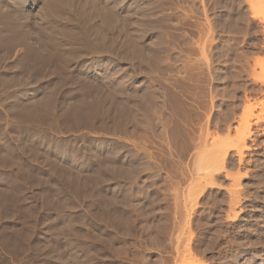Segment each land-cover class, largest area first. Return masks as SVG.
Masks as SVG:
<instances>
[{
	"label": "rangeland",
	"instance_id": "1",
	"mask_svg": "<svg viewBox=\"0 0 264 264\" xmlns=\"http://www.w3.org/2000/svg\"><path fill=\"white\" fill-rule=\"evenodd\" d=\"M85 1L0 0V264H264V0Z\"/></svg>",
	"mask_w": 264,
	"mask_h": 264
},
{
	"label": "bare ground",
	"instance_id": "2",
	"mask_svg": "<svg viewBox=\"0 0 264 264\" xmlns=\"http://www.w3.org/2000/svg\"><path fill=\"white\" fill-rule=\"evenodd\" d=\"M88 1H89V0H86L85 3H86V2L88 3ZM90 1H92V0H90ZM90 1H89V2H90ZM100 1H101V0H93V1L90 2V3H91V5H92V3L96 5V4H98V3L100 4ZM59 2H60V0H48V5L51 6V4H53V5H52V7H53L55 4H56V5H57V4H60ZM118 2H119V1H118ZM82 3H83V1H82ZM82 3L80 4V2H79L80 5H84V6H80V7L83 8V7H85V4H84V3L82 4ZM87 3H86V5H87ZM79 4H78V5H79ZM99 4H98V5H99ZM116 4H117V2H116L114 5H116ZM95 5H92V8H91V9H95V10H93V11H94V13H95V15H96L97 13H96L95 11H96V7H97L98 5H97V6H95ZM60 6H61V5H60ZM63 6H64V11H65V9H66L67 7L69 8V6H68V5L66 6L65 3H64ZM63 6H62V7H63ZM75 6H76V5H75ZM94 6H95V8H93ZM117 6H118V5H117ZM117 6H116V8H117ZM54 7H55V6H54ZM57 7H59V6L57 5ZM62 7H61V8H62ZM87 7H89L88 9H90L91 6H88V5H87ZM87 7H85V9H86ZM99 7H101V6L99 5ZM99 7H98V9H97V10L99 11L98 14L96 15L97 17H99L98 15H100V11H101V10L99 9ZM103 7H104V6H103ZM68 8H67V9H68ZM114 8H115V6H114ZM114 8H113V6L110 7V5H109V7L106 8L105 13H101L104 17H101V16L99 17L100 19H101V18L103 19V20H102V21H103V25H104L105 21L108 20V21H106V23L109 24L108 26H106L107 29H108L109 27L112 28V27H113V26H112L113 22H115V21L117 20V17H116V16H117V12L114 10ZM76 9H79V10H78V12L80 11L79 13H82V12H84V10H85V9L83 8V11L81 12L80 8L77 7ZM104 9H105V8H104ZM104 9L102 8V11H103ZM68 10H71V9H68ZM68 10H66L67 13H68ZM72 10H73V9H72ZM116 10H117V9H116ZM74 11H76V10H74ZM85 11H86V10H85ZM102 11H101V12H102ZM78 12H77V13H78ZM88 12L91 14V16L93 15V13L91 12V10H90V11L88 10ZM88 12H87V14H88ZM103 12H104V11H103ZM65 13H66V12H65ZM70 13H71V11H70ZM84 13H86V12H84ZM84 13H82V15H83ZM68 14H69V13H68ZM90 14H89V15H90ZM85 15H86V14H85ZM85 15H84V16H85ZM95 15H94L93 17H95ZM68 17L71 18V19H73L72 14H69ZM86 17H87V15H86ZM88 17H89V16H88ZM97 17H96V18H97ZM114 17H115V18H114ZM104 18H105L106 20H104ZM113 18L116 19V20L114 21ZM71 19H69V21H71ZM112 19H113V21H112ZM100 21H101V20H100ZM102 21H101V22H102ZM106 23H105V24H106ZM115 23H116V22H115ZM91 24H94V25L92 26V29H91V27L89 26L90 29H91V31H93V32H94V31H95V32L98 31V32H99V33H97V34L94 32V33H95L94 35H96V37H95V39H96V40H95V43H93V41H91V40H92L91 38L88 39V36H89L92 32L89 33V35H88V34H87L88 32L84 31V33H83V34L81 35V37H80V40H81V46L79 47V49H78V48L75 49V50H77V52H79V50H81V49H85V48H87L86 51H89V49H91V51H95V52L97 51V52H100V51L104 50L105 48H107V46H106L107 43L105 44V41H106L105 38H106V37L103 38V39H101L102 36L104 35V32H105L104 30H105V29H103V32H102V31L100 32V31H99V29H100V26H99L100 23L95 22V23H91ZM101 29H102V27H101ZM87 31H88V29H87ZM102 33H103V35H101ZM98 34H100V36H97ZM87 35H88V36H87ZM104 36H105V35H104ZM89 37H90V36H89ZM99 37H100V38H99ZM42 39H43V37H42ZM104 39H105V40H104ZM44 40H45V38H44ZM44 40H43V44H42V46H44V42L47 40V37H46V40H45V41H44ZM90 41H91V42H90ZM48 43H49V42H48ZM48 43L46 42V45H45V46H48V45H47ZM40 44H41V42H40ZM45 46H44V47H45ZM32 47H33L32 45H30V46L27 45V52H28V55H27V56H32L33 59H34V61H35V60L40 61L41 59H42V60L44 59V61H47V60H49V56H52V53L50 52V53H47L48 55H45V56H47V57H43L44 54L41 53L40 50H39L40 53H38V52L35 50L36 48L34 47L35 49H33ZM37 50H38V49H37ZM70 50H71V49H70ZM72 50L74 51V49H72ZM73 51H71V52H72V55H71V56H79V54L76 53V51H75V53H73ZM71 52L68 51V53H71ZM38 59H40V60H38ZM88 84H89V86H92V85H93V84H91V83H88ZM88 84H87V86H88ZM94 85H95V84H94ZM87 86H86V87H87ZM96 86H98V85H96ZM93 87H94V86H92L91 89H93ZM94 88H95V87H94ZM78 105H79V104H78ZM85 105H86V104H85ZM89 105H90V104H89ZM91 105H92V104H91ZM91 105H90V107H91ZM76 106H77V105H76ZM83 106H84V105H83ZM81 107H82V105H81ZM85 107H86V106H85ZM121 107H122V106H121ZM88 108H89V107H88ZM125 108L128 109L129 107H128V108H127V107H124V108H122V110L125 109ZM75 109H76V108H75ZM88 110H89V109H88ZM122 110H119V111L121 112ZM84 111H87V109H86V110L83 109L82 112L84 113ZM89 111H90V110H89ZM124 111L126 112L127 110H124ZM124 111H122L121 113H123ZM76 112H77V111H76ZM120 112H118V113L120 114ZM77 113H78V112H77ZM79 114H80V112H79ZM79 114H78V115H79ZM84 114H86V113H84ZM88 114H89V112H88ZM119 114H118V115H119ZM78 115H77V116H78ZM80 115H81V114H80ZM86 115H87V114H86ZM91 115H92V114H90V116H91ZM124 115H126V114L123 113V115H122L121 117H123ZM87 116H88V115H87ZM90 116H89V117H90ZM84 117H85V116H84ZM92 117H93V116H92ZM80 118H81V117H80ZM83 119H88V120H89V118H87V117H85V118H83ZM91 119H92V118H91ZM91 119H90V120H91ZM248 125H249V124H247V133L250 134L251 131L249 130V128H248L249 126H248ZM243 139H245V138H243ZM245 147H246V146H245ZM222 161H223V160H222Z\"/></svg>",
	"mask_w": 264,
	"mask_h": 264
}]
</instances>
